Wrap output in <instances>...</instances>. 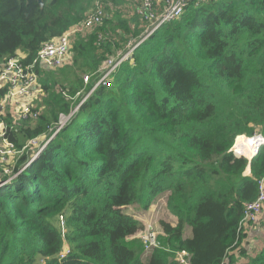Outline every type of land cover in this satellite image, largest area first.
<instances>
[{
    "label": "trees",
    "instance_id": "trees-1",
    "mask_svg": "<svg viewBox=\"0 0 264 264\" xmlns=\"http://www.w3.org/2000/svg\"><path fill=\"white\" fill-rule=\"evenodd\" d=\"M42 2L0 0V65L16 52L31 62L95 0ZM107 14L72 42L63 83L40 81L33 126L0 113L19 153L12 175L0 162V264H181V252L187 264H234L229 252L264 180V147L250 161L230 151L237 136L264 137V0L188 3L133 49L109 87L87 95L103 61L143 30L137 16ZM77 105L36 156L22 149ZM160 196L176 224L159 221V247L143 260L144 226L123 209L146 211ZM246 264H264V247Z\"/></svg>",
    "mask_w": 264,
    "mask_h": 264
},
{
    "label": "built area",
    "instance_id": "built-area-1",
    "mask_svg": "<svg viewBox=\"0 0 264 264\" xmlns=\"http://www.w3.org/2000/svg\"><path fill=\"white\" fill-rule=\"evenodd\" d=\"M165 4L162 9L158 8L155 0H132L135 3L134 15L137 16L143 30L136 42L130 41L125 45L124 51L118 50L117 54L105 59L97 72V79L94 86L87 95L92 93L97 86L102 85L109 87L113 81V74L118 66L127 60H130L131 53L135 47L149 37L159 26L166 22L176 20L184 11L188 3H204L212 0H164ZM106 0H95L92 7L85 13L81 22L71 27L60 37L47 41L41 45L36 53L34 59L26 63L25 56L21 52H16L13 57L7 58L5 62L0 65V90H4V95L0 99V113L4 116L8 112L13 118L12 124L16 122V126L22 121L29 120L35 123L39 118L36 109L32 105H40L42 110V99L44 92L40 81L45 78L46 71L58 70L72 62L71 45L76 37H85L91 32L95 26L101 25L105 17L108 16L106 11ZM109 13V12H108ZM89 81V76H83V83L86 85ZM57 91H60L57 89ZM76 108V107H75ZM75 108L70 114H61L58 121L49 128L46 134L40 137L28 140L24 149L30 151L35 150V156L38 154L48 142L61 130L64 122L72 117L76 112ZM12 112H15L13 115ZM68 120V121H69ZM6 126L0 121V162L6 161L3 156L5 153L10 154L15 151L14 144L5 138ZM40 138V143L35 144ZM243 139L244 144H237V139ZM264 147V137L256 132L252 137L237 136L234 140L230 151L235 157L245 158L250 161L255 157L259 150ZM247 150V153L245 152ZM247 154V155H246ZM264 180L259 182L260 193L255 202L246 206L244 216L240 222V231L244 232L245 228L249 226H256L259 218L264 213V190L262 189ZM152 207V206H151ZM60 224L61 219H60ZM245 227V228H244ZM62 230V229H61ZM153 225L149 221L144 224V229L138 233L139 240L143 245L144 253L151 252L154 248L159 247L157 235L153 231ZM69 253V247L65 245L58 255V259H62ZM188 254L181 252L177 254L176 260L181 264H187Z\"/></svg>",
    "mask_w": 264,
    "mask_h": 264
},
{
    "label": "rangeland",
    "instance_id": "rangeland-1",
    "mask_svg": "<svg viewBox=\"0 0 264 264\" xmlns=\"http://www.w3.org/2000/svg\"><path fill=\"white\" fill-rule=\"evenodd\" d=\"M124 1H125L124 5H127V6L125 8H122L121 3L119 1L106 0V3H107L106 11H107V13L109 12V14L111 16L114 15L113 17H115L116 13L121 14V15L127 14V10L132 9L133 6H131L132 3H130L128 0H124ZM134 23H136V22H134ZM142 27H143V25H140L139 29H141ZM71 64H72V62H71ZM71 64L66 65V66H64L58 70L46 71L45 72V79L49 80L50 82H52V81L57 82L58 84L55 85V87L58 88L59 84L63 83V78L65 77V73L69 72V71L72 72V69L70 68ZM76 76L81 78L83 75L81 72L76 71ZM69 77L72 78V75L70 74ZM32 107H33V109H36L38 113L41 111L40 105L33 104ZM78 107H79V105L76 106L75 110L78 109ZM12 114L14 115L15 112H12ZM12 120H13V118H12ZM68 120H67V122H68ZM67 122H64V120H63V123H64L63 127L66 125ZM17 123H19V122H16L12 126H16ZM33 125H34L33 123H30V126H33ZM40 141H41V139L38 138L37 141L35 142V144L31 145V147L37 146L40 143ZM29 153L34 155L35 150L33 152L30 151ZM3 156L6 158V161L1 163V167L4 170V173H6L7 175H12V174H10V172H11V169L14 166V164H15L18 156H19V153L16 151H13L10 154L5 153ZM1 177L2 176L0 175V178ZM12 177H15V176H11V178ZM151 206L144 213L140 212L137 206H128V207L124 208L123 210L127 215H129L130 217L134 218L135 220H138L139 222H141L143 224V226H144V224H148L150 221L153 225V228H154L153 231L158 236L161 233V229L159 227V221L160 220H164L166 222L171 223L172 225H175L176 219L173 216H171L169 214L168 210L166 209V196L158 197ZM57 224L59 225L60 228H62L60 221L57 222ZM143 229H144V227H143ZM136 237L139 239L138 234L136 235ZM148 254H149V252L143 254V256H142L143 260L148 257Z\"/></svg>",
    "mask_w": 264,
    "mask_h": 264
},
{
    "label": "crops",
    "instance_id": "crops-1",
    "mask_svg": "<svg viewBox=\"0 0 264 264\" xmlns=\"http://www.w3.org/2000/svg\"><path fill=\"white\" fill-rule=\"evenodd\" d=\"M113 1H119L121 3L122 8H125L127 6L124 5L125 4L124 0H113ZM128 1L132 3L131 6H133V8L127 10V14H123V16L130 20L136 17L134 15L135 3H133L132 0H128ZM155 3L158 8L162 9L164 7L165 1L155 0ZM246 173L248 174V170L246 171ZM139 211L143 213L145 212L141 210ZM244 233H245V237L239 248L229 252V254L233 256L234 264H246L251 257L255 256L264 247V214L260 216L256 226H249L245 228ZM189 236H190V231L187 228L185 231V237H189ZM226 262H228V260H226Z\"/></svg>",
    "mask_w": 264,
    "mask_h": 264
},
{
    "label": "bare ground",
    "instance_id": "bare-ground-1",
    "mask_svg": "<svg viewBox=\"0 0 264 264\" xmlns=\"http://www.w3.org/2000/svg\"><path fill=\"white\" fill-rule=\"evenodd\" d=\"M237 144H244L245 146H246V142H245V140H243V139H241V138H239V139H237ZM246 153H247V150L245 151ZM247 155V154H246Z\"/></svg>",
    "mask_w": 264,
    "mask_h": 264
},
{
    "label": "water",
    "instance_id": "water-1",
    "mask_svg": "<svg viewBox=\"0 0 264 264\" xmlns=\"http://www.w3.org/2000/svg\"><path fill=\"white\" fill-rule=\"evenodd\" d=\"M37 2H38V4L40 5V6H42V4H43V2H42V0H37ZM248 170V169H247ZM249 171V170H248ZM248 174H249V172H248Z\"/></svg>",
    "mask_w": 264,
    "mask_h": 264
},
{
    "label": "clouds",
    "instance_id": "clouds-1",
    "mask_svg": "<svg viewBox=\"0 0 264 264\" xmlns=\"http://www.w3.org/2000/svg\"><path fill=\"white\" fill-rule=\"evenodd\" d=\"M24 55V54H23ZM25 56V55H24Z\"/></svg>",
    "mask_w": 264,
    "mask_h": 264
}]
</instances>
